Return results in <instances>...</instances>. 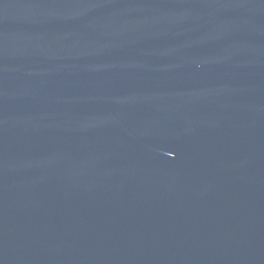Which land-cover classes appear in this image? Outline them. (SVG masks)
<instances>
[{"label": "water", "instance_id": "water-1", "mask_svg": "<svg viewBox=\"0 0 264 264\" xmlns=\"http://www.w3.org/2000/svg\"><path fill=\"white\" fill-rule=\"evenodd\" d=\"M0 264H264V0H0Z\"/></svg>", "mask_w": 264, "mask_h": 264}]
</instances>
